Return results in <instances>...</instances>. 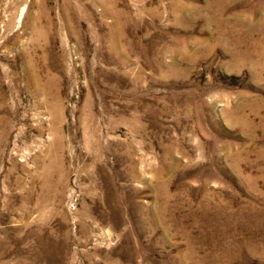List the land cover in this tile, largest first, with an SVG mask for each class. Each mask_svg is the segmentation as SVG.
<instances>
[{
    "label": "rangeland",
    "instance_id": "1",
    "mask_svg": "<svg viewBox=\"0 0 264 264\" xmlns=\"http://www.w3.org/2000/svg\"><path fill=\"white\" fill-rule=\"evenodd\" d=\"M0 264H264V0H0Z\"/></svg>",
    "mask_w": 264,
    "mask_h": 264
}]
</instances>
